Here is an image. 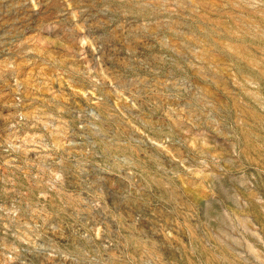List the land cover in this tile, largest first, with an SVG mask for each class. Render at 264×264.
<instances>
[{
	"label": "rangeland",
	"instance_id": "1",
	"mask_svg": "<svg viewBox=\"0 0 264 264\" xmlns=\"http://www.w3.org/2000/svg\"><path fill=\"white\" fill-rule=\"evenodd\" d=\"M0 264H264V0H0Z\"/></svg>",
	"mask_w": 264,
	"mask_h": 264
}]
</instances>
